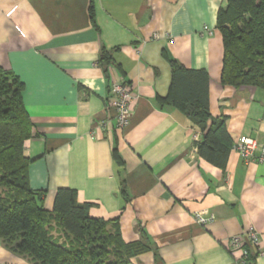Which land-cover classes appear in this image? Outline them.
<instances>
[{
    "label": "crops",
    "instance_id": "obj_1",
    "mask_svg": "<svg viewBox=\"0 0 264 264\" xmlns=\"http://www.w3.org/2000/svg\"><path fill=\"white\" fill-rule=\"evenodd\" d=\"M225 3L0 0V66L23 83L32 124L24 144L29 186L43 192L48 213L57 191L71 189L79 204H91V218L118 220L124 242L144 235L153 250L132 264H237L243 249L247 264H264V164L231 148L224 168L212 165L197 152L199 131L160 104L171 86L169 61L204 70L209 112L226 119L232 144L245 137L264 146V92L220 83L216 16ZM121 80L133 98L123 130L110 94ZM199 211L215 219L201 226ZM250 227L259 246L241 241L233 249L230 239ZM0 264L31 263L0 238Z\"/></svg>",
    "mask_w": 264,
    "mask_h": 264
},
{
    "label": "trees",
    "instance_id": "obj_2",
    "mask_svg": "<svg viewBox=\"0 0 264 264\" xmlns=\"http://www.w3.org/2000/svg\"><path fill=\"white\" fill-rule=\"evenodd\" d=\"M91 12V10H90ZM91 14V13H90ZM91 16V15H90ZM223 43L222 86L264 92V0H226L216 16ZM107 66L110 58L102 54ZM171 67L168 95L160 100L181 112L201 134V158L224 168L233 146L224 117L209 112V77L204 70ZM24 85L0 66V238L3 245L31 264H132L153 250L147 238L126 243L118 220L91 218V204H79L76 192L59 189L53 211L42 207L43 192L29 186L24 144L32 124L23 101ZM113 159L121 164L116 149Z\"/></svg>",
    "mask_w": 264,
    "mask_h": 264
},
{
    "label": "built area",
    "instance_id": "obj_3",
    "mask_svg": "<svg viewBox=\"0 0 264 264\" xmlns=\"http://www.w3.org/2000/svg\"><path fill=\"white\" fill-rule=\"evenodd\" d=\"M110 94L113 96V108L115 111V127L123 130L129 123L131 107L133 104L132 92L129 84L123 80L113 83L110 86ZM232 151L238 153L246 161L259 162L264 164V146L259 145L252 138H241L232 146ZM194 220L197 224L204 226L215 219V216L205 211L195 212ZM241 241L248 244L249 247L259 246V234L254 228L250 227L243 234L242 238L232 237L230 246L236 249L240 246ZM260 254H263L260 252ZM249 250L243 249L242 256L237 264H247Z\"/></svg>",
    "mask_w": 264,
    "mask_h": 264
}]
</instances>
